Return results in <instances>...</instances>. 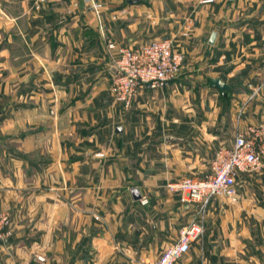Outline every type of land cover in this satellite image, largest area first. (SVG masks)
I'll use <instances>...</instances> for the list:
<instances>
[{
  "label": "crops",
  "instance_id": "obj_1",
  "mask_svg": "<svg viewBox=\"0 0 264 264\" xmlns=\"http://www.w3.org/2000/svg\"><path fill=\"white\" fill-rule=\"evenodd\" d=\"M99 1L100 14L84 0H0V208L15 225L10 243L0 241V264H152L193 219L204 229L189 264H264L256 190L214 197L202 215L168 187L207 158L185 143L216 145L224 126L210 114L188 121L175 95L181 72L139 90L126 109L111 91L107 48L126 34L122 0ZM206 4L195 27L209 43L217 32L211 76L233 80V125L260 122L264 93L249 97L264 75V0Z\"/></svg>",
  "mask_w": 264,
  "mask_h": 264
},
{
  "label": "built area",
  "instance_id": "obj_2",
  "mask_svg": "<svg viewBox=\"0 0 264 264\" xmlns=\"http://www.w3.org/2000/svg\"><path fill=\"white\" fill-rule=\"evenodd\" d=\"M84 2L98 14L101 13L103 4L99 0ZM113 17H117V13H113ZM107 48L112 52V65L116 68L112 72L111 91L126 109L131 107L139 90L169 83L183 67L184 54L176 48L172 37L155 36L136 44L107 38ZM252 90L250 98L260 97L264 92V75ZM97 154L103 155L102 152ZM259 166H264V120L238 127L233 144L216 150L208 173L202 176L183 175L170 181L168 187L181 191L182 201L197 206L198 213L203 215L214 197L225 196L236 201L240 174ZM140 200L146 204L149 197L143 195ZM203 229V223L196 219L188 222L181 228L177 240L169 244L152 264H175L189 251L193 240L202 234ZM13 230L10 213L0 208V241L8 240ZM37 258L46 260L41 254Z\"/></svg>",
  "mask_w": 264,
  "mask_h": 264
},
{
  "label": "rangeland",
  "instance_id": "obj_3",
  "mask_svg": "<svg viewBox=\"0 0 264 264\" xmlns=\"http://www.w3.org/2000/svg\"><path fill=\"white\" fill-rule=\"evenodd\" d=\"M206 3L209 2H203L202 0H139L136 3H130L127 0H122L121 7L125 11L120 14L121 16L119 15L117 17V19L121 22V26L126 30L125 36H121L117 39L119 41L139 43L146 41L149 38L162 35H167L174 39L176 48L184 54L183 68L181 69L182 71H180V76L183 77V79L179 80L177 85H175V95L180 98L178 102L180 103L179 106L184 109V113H186L185 116L189 119L188 121L197 119L201 121L209 120L210 114L212 115L211 120L216 121L213 127H219V125L222 127L224 126L220 132L221 140L216 145H199L193 140H191L190 143H185L187 148L193 149L194 152H197V149L202 147L204 151L207 152V158L203 160L204 165L200 168V170L197 173L195 172V174L194 172H189L198 176L205 175L210 171L212 159L219 147L231 146L233 144L235 132L238 128V126L235 125V121L233 125L231 119V112H233L231 92L233 89H229L226 93H223L220 88L211 86L210 84L212 77L210 69V56L214 53V46L208 42L209 32L202 37L201 34L197 33V28L195 27L197 24L199 8L202 5H207ZM201 57H203V64L199 63V58L201 59ZM211 67L215 68V66ZM227 81L230 82L233 80L229 81L227 79ZM167 85L168 83L163 86L153 88H164ZM263 93L264 92H262L261 95ZM255 98L257 97H249L251 100ZM234 116L235 118L237 117V120L239 119L238 112H236ZM229 120L232 123L233 132L230 128H226L225 124L227 122L229 123ZM187 125V127H193L192 125ZM244 173L246 175L238 178L239 187L241 188L245 185L251 186L253 190H256V194L253 196H257L253 200H256L257 203L260 204L263 203L264 205V192L262 191V189H264V166H259L252 170L245 171ZM180 177H182V175L171 177L168 179L169 181L167 182V185L170 181H174ZM243 196L246 195L240 193V199H242ZM261 215L264 217V214ZM184 225L180 227L179 233ZM259 227L264 229V224H260ZM13 228L14 233V221ZM198 238L194 239L193 242ZM176 240L177 239H174L171 243ZM10 241L11 239L9 237V239L4 242L9 244ZM191 247L189 251L185 253L186 256L184 257V254L175 264H178L180 261L186 264L193 262L194 254L191 251ZM44 261L47 262V257Z\"/></svg>",
  "mask_w": 264,
  "mask_h": 264
},
{
  "label": "water",
  "instance_id": "obj_4",
  "mask_svg": "<svg viewBox=\"0 0 264 264\" xmlns=\"http://www.w3.org/2000/svg\"><path fill=\"white\" fill-rule=\"evenodd\" d=\"M139 0H128V2L130 3H136L138 2ZM216 36H217V32L216 31H213L211 36H210V43H214L215 42V39H216ZM113 70L116 71V68L113 67ZM210 84L212 86H216L218 88H220L224 93L230 89L232 87V85L230 83H228L226 80L223 79V76H214L211 78V81H210ZM123 127L121 125L117 126V130L118 131H122ZM132 193H133V196L136 198V199H139L141 198L142 194H141V191L139 190L138 187H133L132 188Z\"/></svg>",
  "mask_w": 264,
  "mask_h": 264
}]
</instances>
